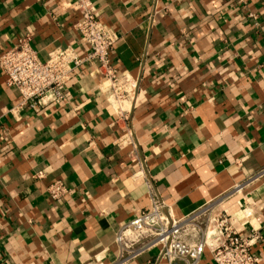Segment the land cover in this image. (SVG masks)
Wrapping results in <instances>:
<instances>
[{
    "label": "crops",
    "instance_id": "1",
    "mask_svg": "<svg viewBox=\"0 0 264 264\" xmlns=\"http://www.w3.org/2000/svg\"><path fill=\"white\" fill-rule=\"evenodd\" d=\"M92 3L118 35L111 60L134 78L132 102L114 112L86 61L63 104L19 109L0 71V264H111L152 194L173 217L210 203L238 233L258 230L264 264V0ZM79 18L72 0H0V53L29 34L41 60L66 46L84 56ZM53 180L68 189L58 200Z\"/></svg>",
    "mask_w": 264,
    "mask_h": 264
},
{
    "label": "built area",
    "instance_id": "2",
    "mask_svg": "<svg viewBox=\"0 0 264 264\" xmlns=\"http://www.w3.org/2000/svg\"><path fill=\"white\" fill-rule=\"evenodd\" d=\"M72 4L80 14L76 30L87 47L85 55L81 56L70 46L56 47L46 60H41L30 44V35L26 34L16 45L0 53V71L5 83L17 89L19 109L29 105L37 110L44 102L63 104L64 91L77 69L86 61L94 62L107 83L106 99L111 108L124 113L125 104L132 102L136 82L129 73L119 71L111 60L118 35L99 20L92 0H72ZM34 177L41 178L43 174ZM45 190L53 200L62 198L68 191L60 180L50 181ZM259 240L258 230L238 233L227 212L217 211L210 203L176 218L164 201L152 194L149 208L117 232L118 251L111 264H125L152 248L158 249L156 264H199L206 253L213 264H260L254 252Z\"/></svg>",
    "mask_w": 264,
    "mask_h": 264
}]
</instances>
